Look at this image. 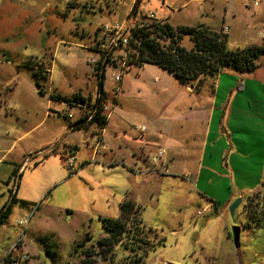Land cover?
<instances>
[{
	"label": "rangeland",
	"instance_id": "374dc122",
	"mask_svg": "<svg viewBox=\"0 0 264 264\" xmlns=\"http://www.w3.org/2000/svg\"><path fill=\"white\" fill-rule=\"evenodd\" d=\"M131 11L136 20L151 13L173 28L217 31L224 22L229 50L264 45V0H0V212L9 204L12 170L29 162L17 180L28 207L12 203L0 225V264L10 250L15 257L10 245L19 239L32 255L29 264H79L83 251L107 236L103 220L119 217L130 192L151 244L143 264H264V57L251 73L225 67L191 90L157 65L134 64L120 84L105 66L100 88L88 63L98 32ZM180 45L189 49L192 42L183 36ZM99 89L106 99L117 96L102 132L108 149L94 162L100 130H71L78 107L53 97L81 90L95 103ZM209 109L202 123L198 116ZM158 148L168 173L128 170L147 171ZM67 156L74 174L63 164ZM253 187L244 199L247 214L241 204L232 219L236 193ZM23 212L31 215L25 229L17 223ZM35 237L48 239L49 253ZM131 247L118 243L95 264H125L140 252Z\"/></svg>",
	"mask_w": 264,
	"mask_h": 264
},
{
	"label": "trees",
	"instance_id": "16d2710c",
	"mask_svg": "<svg viewBox=\"0 0 264 264\" xmlns=\"http://www.w3.org/2000/svg\"><path fill=\"white\" fill-rule=\"evenodd\" d=\"M183 36H188L192 42L190 49H185L180 45ZM131 48L136 50V63H149L157 65L172 74L182 87H193L198 84L205 76L214 77L221 73L225 67H230L240 73H251L255 70V61L259 57H264V45L249 46L238 50L227 48V34L215 31L207 27H171L167 22L161 20L160 24L150 25L149 28L137 29L132 35ZM96 76L99 79L101 88L103 72L99 67L96 68ZM46 73V72H45ZM37 77L46 79L40 71L34 72ZM41 87L39 92L42 93ZM105 95L102 89L98 91ZM55 100H63L71 104L83 103L89 105L85 100L74 95L72 98L53 97ZM97 102V99L96 101ZM107 124L105 116L97 115L90 122L76 124L75 129L89 128L94 126L100 130ZM16 172V171H15ZM15 172H13L15 174ZM18 204L20 207H28L24 201L16 200L14 197L10 203L0 213V225L4 223L9 214L10 205ZM120 215L116 219H104V227L107 236L97 241L96 247L91 245L83 253V258L79 264H95L97 258L108 260L113 246L120 243L123 246L134 245L131 247L133 254H129L125 259L129 260L125 264H143V254L150 249L144 227L141 221V208L132 200L125 198L119 204ZM87 241L89 238L87 237ZM38 242L42 243L46 252H50L52 245L48 244V239L41 238ZM85 247L84 243L78 247ZM113 255V254H111ZM2 264H9V256H6Z\"/></svg>",
	"mask_w": 264,
	"mask_h": 264
},
{
	"label": "built area",
	"instance_id": "2783aa9c",
	"mask_svg": "<svg viewBox=\"0 0 264 264\" xmlns=\"http://www.w3.org/2000/svg\"><path fill=\"white\" fill-rule=\"evenodd\" d=\"M136 13V12H135ZM133 12L129 13L127 19L120 23L112 26H106L100 29L98 32L99 38L96 40L93 48L95 49V58H92L88 63L93 66L94 71L97 73L96 68L99 67L101 70L105 66H110L111 74L110 79L115 84H120L123 76L129 71V69L134 65V58L136 59L137 53L135 49L131 48V41L133 33L140 28H149L150 25H157L161 23V20H157L155 16L151 13L143 15L139 20L133 18ZM141 21H145L141 24ZM228 31L227 26H223L221 33L226 34ZM96 34V37H98ZM119 89V87H118ZM116 93L112 95L111 99H106L103 95L98 93L97 102L90 104V108L86 109L85 106H78V114L76 122L70 125V129H73L74 126L78 124H85L90 122L97 115L105 116L108 119V116L112 114L113 108L115 107ZM64 116L69 121L73 119V116L69 113L64 112ZM140 131H144V127L140 128ZM108 147L104 143L101 132L98 133L93 140V150L94 156L98 154L101 150L107 151ZM165 155V150L158 148L156 155L150 160L151 165L159 166L161 160ZM28 159H26V163ZM64 166L67 168L69 174L75 173L74 160L71 156H67L63 160ZM27 165V164H25ZM166 171L165 168H161L159 172L162 174ZM202 212H198L201 214ZM29 218L26 220L18 221V225L27 226ZM15 250L17 245H14ZM9 260V264H20V262L28 259V256L21 255L18 258L15 256Z\"/></svg>",
	"mask_w": 264,
	"mask_h": 264
},
{
	"label": "crops",
	"instance_id": "0c3cea01",
	"mask_svg": "<svg viewBox=\"0 0 264 264\" xmlns=\"http://www.w3.org/2000/svg\"><path fill=\"white\" fill-rule=\"evenodd\" d=\"M224 19H225V17H223V21H224ZM171 26V25H170ZM179 26H187V25H177L176 27H179ZM221 26H226V25H224V22H222V25ZM171 27H173V26H171ZM189 27V26H188ZM228 27V31H227V36H228V32H229V26H227ZM221 27L219 28V30H220V32H221ZM219 30H217V31H219ZM191 48V47H190ZM189 48V49H190ZM92 49H93V52H94V54H95V49L92 47ZM242 74V73H241ZM122 81V80H121ZM201 81H202V79H201ZM201 81L198 83V84H194V86L193 87H185L187 90H191V89H193V88H195L196 87V85H199L200 83H201ZM40 88V87H39ZM98 93L99 92H97L96 93V96H95V98L97 99V95H98ZM74 95H78V96H80V97H82L84 100H85V103H87V104H92V100H91V97L90 96H86V95H84L82 92H81V90H75L74 91V93H72L69 97H61V95H59V97H61V98H67V99H70V98H72ZM117 96V95H116ZM79 104V103H78ZM77 104V105H78ZM74 105V104H73ZM74 106H76V105H74ZM84 106V105H83ZM65 112V111H64ZM64 112H63V116H64ZM208 113H210V109H209V111H205L202 115H199L198 116V118L201 120V122L203 123L204 121H206V120H208ZM65 117V116H64ZM110 116H108V118H109ZM66 118V117H65ZM78 124V123H77ZM109 123H108V119H107V124H106V126L108 125ZM70 128V127H69ZM72 130V129H71ZM104 131V129L101 131V135H102V138H103V134H102V132ZM142 132V131H141ZM143 139V138H142ZM104 141V140H103ZM93 146V145H92ZM152 146V145H151ZM163 149V148H162ZM9 150V149H8ZM8 150H7V152H8ZM158 150V149H157ZM39 152V154H41V153H43L44 151H38ZM99 152H102V153H104L105 151H99ZM98 152V153H99ZM157 152V151H156ZM166 153V152H165ZM155 155V154H154ZM92 156H93V160H94V162H95V159H96V156H94V150H93V152H92ZM3 158H4V155L2 156V157H0V162L3 160ZM164 158H165V155H164V157L162 158V160H161V164L162 165H159V166H149V169L147 170V171H143V170H141L140 168H139V170H138V172H136V171H134V169L131 167V166H129V171L130 172H135V173H138L141 177H145V176H150V175H152V174H154V175H161L162 173L161 172H159L160 170H161V168H165L166 169V171L162 174V175H165L166 173H168L169 172V165L170 164H167V162H169V160L168 161H165L164 160ZM25 164H27V165H25ZM200 165L201 164H196L195 165V167L194 168H196V172L194 173V178H195V180H199V178H200V173H201V168H200ZM29 166V162H27L26 163V159L25 160H23L22 161V163L17 167V168H15V169H13L12 170V172H11V176H12V178H10V177H8V179H7V181H6V183H8L9 185H11V190H10V200L14 197L16 200H20V201H24V202H26L25 200V197L24 196H20L19 194H18V188H19V182L17 181V180H19V178H20V176L21 175H23L24 174V172H25V170H26V168ZM80 168H81V166H80ZM16 171V172H15ZM13 172H15V174L13 173ZM211 174H213L212 172H210ZM222 177H224V176H222ZM256 189V187H253L252 189H250L249 191H247V193L245 192V193H240V192H237L236 194V197L237 198H240L241 199V202H240V205L242 204L243 205V211H244V213H246L247 214V211H246V208L248 209V207H246L247 206V204H245V202H244V199L245 198H247V197H249L248 195H250V194H254V191L253 190H255ZM252 190V191H251ZM128 196H129V199L130 200H132L135 204H136V202H135V200H134V196H133V194H131V192L128 194ZM10 200H9V203H10ZM15 205H17V204H15ZM239 205V206H240ZM4 210V209H3ZM2 210V211H3ZM1 211V212H2ZM0 212V213H1ZM25 215L26 214H24V212H23V214H21V216H24V218L23 219H21V220H26V219H28V218H26L25 217ZM30 218H31V215H30V217H29V221H30ZM21 220H18V221H21ZM29 221H28V223H29ZM27 226H28V224H27ZM26 226V227H27ZM25 227V228H26ZM24 228V229H25ZM239 232H240V229H239ZM42 237H35V239H34V242L35 243H38V241L41 239ZM14 245H17V248H16V250H15V256L16 255H22V254H26L27 256H28V262H27V264H29V258L32 256V255H30V253H29V251H28V249H26V247H22V245H21V242H20V239H19V242L17 241L16 243L14 242L12 245H10V247H13ZM12 249V248H11ZM11 251V250H10ZM9 251V252H10ZM9 252H8V254L6 255V256H9ZM12 254V253H11ZM10 254V255H11ZM12 256V255H11ZM13 257V256H12ZM3 263V262H2ZM1 263V264H2Z\"/></svg>",
	"mask_w": 264,
	"mask_h": 264
},
{
	"label": "water",
	"instance_id": "95a60500",
	"mask_svg": "<svg viewBox=\"0 0 264 264\" xmlns=\"http://www.w3.org/2000/svg\"><path fill=\"white\" fill-rule=\"evenodd\" d=\"M78 106H83V103H79ZM241 199L238 198L230 207H229V213L231 218L233 219L235 210L238 208L240 205ZM233 234H232V241L235 246H238V241H239V228L234 227L233 229Z\"/></svg>",
	"mask_w": 264,
	"mask_h": 264
}]
</instances>
